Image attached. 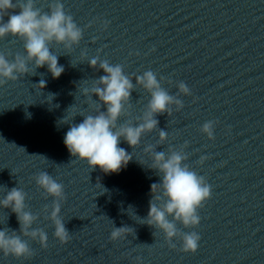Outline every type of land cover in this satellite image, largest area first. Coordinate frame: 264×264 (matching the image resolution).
<instances>
[{
  "label": "water",
  "instance_id": "water-1",
  "mask_svg": "<svg viewBox=\"0 0 264 264\" xmlns=\"http://www.w3.org/2000/svg\"><path fill=\"white\" fill-rule=\"evenodd\" d=\"M61 2L83 29V39L72 51L51 46L64 73L55 79L47 66L35 70L30 63L34 75L0 85V199L7 189H23L26 210L39 216L33 227L45 230L48 247L24 238L34 256L17 259L0 252V264H264V0ZM50 3L36 0L44 11ZM84 51L89 59L99 55L123 65L134 84L135 76L152 70L164 78L162 87L171 95H177L181 81L192 93L179 95L182 110L173 106L171 116L156 117L158 128L146 133L140 146L134 149L121 140L119 146L133 159L119 173L92 170L64 144L69 125L63 118L76 115L73 122L80 123L99 108L82 89L105 73L81 58ZM0 52L10 60L26 55L23 42L11 36L0 39ZM41 80L45 88L37 85ZM150 98L137 85L131 116L120 123L135 121ZM207 121H218L214 140L200 131ZM160 129L167 131L168 140L157 151L188 142L186 163L212 186L211 199L199 210L200 225L178 224L201 236L195 254L180 251L179 240L176 249L170 248L162 232L154 235L155 229L133 215L147 216L151 185L160 180L148 168L152 161L144 152L145 146L158 144ZM201 156L209 157L203 165L197 163ZM41 171L64 185L61 217L71 235L66 244L55 238L54 224L47 219L54 198L36 185L34 177ZM112 221L116 227L134 228L135 235L111 241ZM6 227L19 231L20 225L11 209L0 206V230Z\"/></svg>",
  "mask_w": 264,
  "mask_h": 264
},
{
  "label": "clouds",
  "instance_id": "clouds-1",
  "mask_svg": "<svg viewBox=\"0 0 264 264\" xmlns=\"http://www.w3.org/2000/svg\"><path fill=\"white\" fill-rule=\"evenodd\" d=\"M6 16L8 19L5 22ZM108 25L109 22L105 21L103 26L107 29ZM9 36L23 42L26 55L16 54L14 59L10 60L0 52V85L10 80L15 81L25 74L34 75L29 68L30 63L34 64L35 70L47 66L52 77L58 79L65 68L59 64V56L52 51L51 46L62 45L69 52L72 51L83 39V29L66 13L61 0H52L48 11L37 7L36 0H0V39ZM81 58L88 60L93 69H102L105 73L94 79L91 87L82 89V94L91 100L92 104H98L99 108L95 115H83L84 119L80 123L73 122L76 115L63 118L61 122L69 125L64 144L73 157L86 161L92 170L99 167L105 174L119 173L133 159L132 154L119 146L121 140L134 149L140 146L143 136L158 128L159 120L156 117L164 113L171 116L173 106L177 112L182 110L185 105L179 95L190 96L192 93L187 84L181 81L177 84V95H171L162 87L160 81L164 78L158 79L152 70L135 76L134 84L133 78L125 74L121 64L113 65L106 59L101 60L99 55L89 59L86 51L81 53ZM37 85L45 88L46 82L41 80ZM137 85L150 93L151 98L142 115L136 117L135 121L126 119L120 123L122 117L131 116V95ZM49 96L54 98V94ZM94 96L98 97V100H94ZM217 123L218 121H207L200 131L206 134L209 140H214ZM167 140V131L160 129L158 144H149L144 148V152L152 161L148 168L153 170L160 180L151 185L147 216L142 218L136 215L135 211L133 215L140 224L155 229L154 235L156 231L162 232L170 248L176 249L177 244L174 241L179 240L182 245L180 251L195 254L201 236L196 231H182L178 224H182L184 228H196L200 225L199 210L211 199L212 186L203 175L186 163L189 160V154L185 151L188 142L179 149L170 145L166 151H157V146L164 145ZM208 159V156H201L197 163L203 165ZM34 179L47 196L54 198L47 219L54 224L55 238L62 244L68 243L71 235L61 217V202L67 199L64 185L46 171L39 172ZM103 189L104 192L107 191ZM26 199L27 193L19 187L7 189L5 197L0 199V206L11 209L20 225L19 231L8 227L0 230V252L6 257L27 260L34 256L33 249L24 238L37 241L43 248L48 247V235L45 230L33 227L39 216L26 210ZM129 209L133 210V207L129 206L128 214ZM45 211H49L47 205ZM112 223L111 241L127 239L129 234L135 235L134 228L128 225L116 227L114 221ZM136 259L140 261L141 258Z\"/></svg>",
  "mask_w": 264,
  "mask_h": 264
}]
</instances>
